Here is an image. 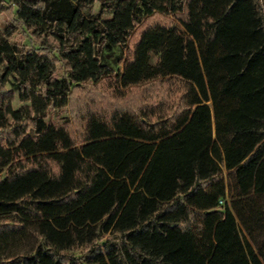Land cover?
Segmentation results:
<instances>
[{
  "label": "trees",
  "instance_id": "1",
  "mask_svg": "<svg viewBox=\"0 0 264 264\" xmlns=\"http://www.w3.org/2000/svg\"><path fill=\"white\" fill-rule=\"evenodd\" d=\"M94 1L0 0L57 42L23 49L0 31V264H264V0H98L83 14ZM153 15L173 19L128 44ZM156 79L179 84L176 110H89L78 141L45 120L81 82L121 96Z\"/></svg>",
  "mask_w": 264,
  "mask_h": 264
},
{
  "label": "rangeland",
  "instance_id": "2",
  "mask_svg": "<svg viewBox=\"0 0 264 264\" xmlns=\"http://www.w3.org/2000/svg\"><path fill=\"white\" fill-rule=\"evenodd\" d=\"M85 15H95L98 11V0H95L91 6L81 8ZM104 17L108 14H103ZM171 16L153 15L146 19L143 24L136 26L129 35L128 44H132L140 28L147 22L159 20L168 22L172 20ZM10 30L8 40L18 47L26 49L29 47L39 48L40 51H48L57 54V42L50 35L33 36L30 30L22 26L13 14L12 7L3 3V9L0 12V31ZM115 55L120 56V49L114 48L111 56L107 58L110 62ZM112 64V60L110 62ZM54 76L59 78L64 75V70L60 61L55 62ZM114 69L118 66L113 65ZM12 68L6 64L5 74L10 76ZM8 88V85H4ZM123 95H116L108 86L105 80H99L95 83L90 81L81 82L71 87L67 103L59 110H49L45 120L66 119V127L75 139L78 141L81 136L83 117L89 110L107 113L113 109H127L137 111L150 105H162L169 111H174L179 106L180 86L175 80L156 79L144 84L130 86L123 91ZM22 103L16 99L13 92L12 106L17 107ZM227 183L228 180H227ZM83 250L73 248L64 251L65 255H78Z\"/></svg>",
  "mask_w": 264,
  "mask_h": 264
},
{
  "label": "built area",
  "instance_id": "3",
  "mask_svg": "<svg viewBox=\"0 0 264 264\" xmlns=\"http://www.w3.org/2000/svg\"><path fill=\"white\" fill-rule=\"evenodd\" d=\"M222 201L221 200H218V203H221Z\"/></svg>",
  "mask_w": 264,
  "mask_h": 264
}]
</instances>
